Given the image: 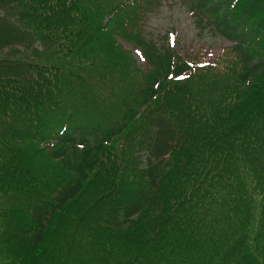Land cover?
Segmentation results:
<instances>
[{
    "label": "trees",
    "instance_id": "1",
    "mask_svg": "<svg viewBox=\"0 0 264 264\" xmlns=\"http://www.w3.org/2000/svg\"><path fill=\"white\" fill-rule=\"evenodd\" d=\"M169 1L0 0V264H264V0Z\"/></svg>",
    "mask_w": 264,
    "mask_h": 264
},
{
    "label": "rangeland",
    "instance_id": "2",
    "mask_svg": "<svg viewBox=\"0 0 264 264\" xmlns=\"http://www.w3.org/2000/svg\"><path fill=\"white\" fill-rule=\"evenodd\" d=\"M146 37L157 44H177L183 50L197 49L203 46L211 54H217L229 42L215 34L207 27L202 30L196 18L183 0H173L163 4L150 13L146 21ZM130 48L129 45H126ZM136 58L142 64L143 58L139 51Z\"/></svg>",
    "mask_w": 264,
    "mask_h": 264
}]
</instances>
